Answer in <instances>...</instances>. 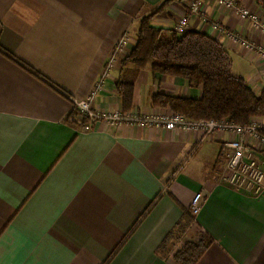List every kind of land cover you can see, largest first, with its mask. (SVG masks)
Returning <instances> with one entry per match:
<instances>
[{
  "label": "crops",
  "instance_id": "crops-1",
  "mask_svg": "<svg viewBox=\"0 0 264 264\" xmlns=\"http://www.w3.org/2000/svg\"><path fill=\"white\" fill-rule=\"evenodd\" d=\"M166 1L0 0V264H175L170 252L200 229L213 245L198 264H264V184L256 194L227 182L230 134L113 127L74 107L90 98L96 114L122 112V61ZM193 1H170L153 24L170 32L188 17L186 31L220 42L233 74L264 95V60L239 41L264 46V35L216 0L191 15ZM232 1L264 19L257 0ZM158 93L203 95L146 68L132 111L170 115L152 107ZM246 143L264 170V145Z\"/></svg>",
  "mask_w": 264,
  "mask_h": 264
},
{
  "label": "trees",
  "instance_id": "trees-1",
  "mask_svg": "<svg viewBox=\"0 0 264 264\" xmlns=\"http://www.w3.org/2000/svg\"><path fill=\"white\" fill-rule=\"evenodd\" d=\"M170 1L141 19L137 44L122 61L124 73L116 83L122 112L129 113L135 107V78L149 68L155 75L180 78L203 91L201 99L155 94L151 99L154 108L170 109L191 121L228 120L249 125L261 119L264 95H256L244 78L233 74L231 57L220 42L199 32H166L153 24ZM257 1L264 9V0ZM0 52H4L1 47ZM187 218L193 219L188 213ZM212 245V237L200 229L197 240L181 243L170 252V257L175 264H198Z\"/></svg>",
  "mask_w": 264,
  "mask_h": 264
},
{
  "label": "built area",
  "instance_id": "built-area-1",
  "mask_svg": "<svg viewBox=\"0 0 264 264\" xmlns=\"http://www.w3.org/2000/svg\"><path fill=\"white\" fill-rule=\"evenodd\" d=\"M219 6L225 9H233L247 20L254 30L264 35V19L258 14L253 13L245 7H242L232 0H216ZM202 3L200 0H194L190 4L191 15L200 16ZM188 28V17L179 20L175 31L179 34L186 32ZM219 32H225L223 28L214 25ZM240 44L247 50L256 51L264 60V46L253 43L247 39H239ZM126 42L123 41L122 46ZM113 67V64H110ZM90 98L87 100L72 99L75 109L90 121L105 120L113 127L138 126L147 127L155 126L163 128L166 131L182 130L185 132L198 133L202 132L205 137L211 136L215 132H225L231 135V139L225 142L228 149L226 154V168L228 173L226 180L231 185L251 190L259 193L264 184V170L254 158L253 150L247 145L246 138H252L264 145V116L261 119L252 121L249 125H239L228 120L223 121H191L183 115L172 112L170 115H158L153 117L141 116L136 112H116L113 114H96L90 109ZM88 129V128H86ZM203 194L199 193L192 202L191 216L199 213Z\"/></svg>",
  "mask_w": 264,
  "mask_h": 264
},
{
  "label": "rangeland",
  "instance_id": "rangeland-1",
  "mask_svg": "<svg viewBox=\"0 0 264 264\" xmlns=\"http://www.w3.org/2000/svg\"><path fill=\"white\" fill-rule=\"evenodd\" d=\"M183 243V242H182Z\"/></svg>",
  "mask_w": 264,
  "mask_h": 264
}]
</instances>
